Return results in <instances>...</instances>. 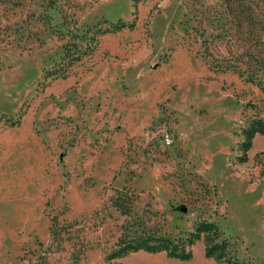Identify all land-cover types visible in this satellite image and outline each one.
Returning <instances> with one entry per match:
<instances>
[{
	"label": "rangeland",
	"instance_id": "obj_1",
	"mask_svg": "<svg viewBox=\"0 0 264 264\" xmlns=\"http://www.w3.org/2000/svg\"><path fill=\"white\" fill-rule=\"evenodd\" d=\"M259 129L264 0H0V264H264Z\"/></svg>",
	"mask_w": 264,
	"mask_h": 264
},
{
	"label": "trees",
	"instance_id": "obj_2",
	"mask_svg": "<svg viewBox=\"0 0 264 264\" xmlns=\"http://www.w3.org/2000/svg\"><path fill=\"white\" fill-rule=\"evenodd\" d=\"M257 134H261V135H264V130L262 129H259V130H254L252 131L250 134H249V137H248V141H247V150L250 148V145H251V141L255 138V136ZM202 228H206V226H202ZM208 240V239H207ZM209 241V240H208ZM208 254H209V250H208ZM186 259V258H185Z\"/></svg>",
	"mask_w": 264,
	"mask_h": 264
}]
</instances>
